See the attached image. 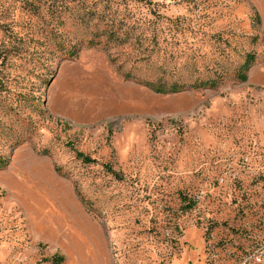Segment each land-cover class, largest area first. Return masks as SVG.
Instances as JSON below:
<instances>
[{
  "label": "rangeland",
  "instance_id": "374dc122",
  "mask_svg": "<svg viewBox=\"0 0 264 264\" xmlns=\"http://www.w3.org/2000/svg\"><path fill=\"white\" fill-rule=\"evenodd\" d=\"M63 2L0 0V264H240L264 232V0Z\"/></svg>",
  "mask_w": 264,
  "mask_h": 264
},
{
  "label": "trees",
  "instance_id": "16d2710c",
  "mask_svg": "<svg viewBox=\"0 0 264 264\" xmlns=\"http://www.w3.org/2000/svg\"><path fill=\"white\" fill-rule=\"evenodd\" d=\"M64 0H46V2H49L50 6L52 9H59L60 6L64 5ZM58 7V8H57ZM105 31V29L103 30ZM97 33H94L93 38L89 41V45L90 46H97L100 44V42L97 40L99 39L98 37H100V34L98 31H95ZM108 32V33H107ZM105 31V34L108 38L107 40L111 43H114L116 45H121L123 43L126 42V39H123V37H121L119 34H116V31H113L112 29L109 31ZM263 35H264V30H263ZM75 52L72 54L74 55ZM255 60V56L254 54H247L246 59L244 61V63L240 66L238 72L236 73V79L239 82H246L248 79V71L251 69L253 63ZM127 77H130L127 74ZM224 78V75H219V79L216 81H207V82H197L195 84H193L192 86H190L189 88L191 89H200L202 87L204 88H215L218 83ZM130 79V78H129ZM141 84H143L144 86H147L150 90H152L154 93L157 94H173V93H177V92H181L183 90L186 89L185 86L183 85H178V84H171L168 85L166 83H161V82H146V81H140ZM77 157L82 159L83 162L85 163H93L95 160H93L92 158H89L87 156H84L81 153L77 154ZM3 165V161L2 159H0V167ZM53 261L55 264H60L63 261L62 257H58L55 256L53 258Z\"/></svg>",
  "mask_w": 264,
  "mask_h": 264
},
{
  "label": "built area",
  "instance_id": "2783aa9c",
  "mask_svg": "<svg viewBox=\"0 0 264 264\" xmlns=\"http://www.w3.org/2000/svg\"><path fill=\"white\" fill-rule=\"evenodd\" d=\"M240 264H264V232L254 246L242 258Z\"/></svg>",
  "mask_w": 264,
  "mask_h": 264
}]
</instances>
